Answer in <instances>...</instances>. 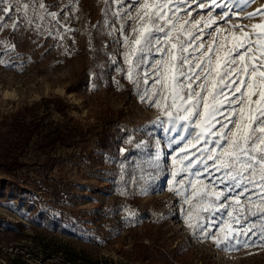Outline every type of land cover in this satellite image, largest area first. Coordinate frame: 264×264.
<instances>
[{"label":"rangeland","instance_id":"374dc122","mask_svg":"<svg viewBox=\"0 0 264 264\" xmlns=\"http://www.w3.org/2000/svg\"><path fill=\"white\" fill-rule=\"evenodd\" d=\"M44 2L60 13L59 24L47 17L35 21L39 31L26 24L0 30V264H264V249L218 251L186 226L184 216L198 201L186 205L168 189L183 191L178 181L187 174L173 157L188 133L182 122L168 131L160 110L141 101L138 93L151 91V79L147 86L141 79L139 88L127 79L130 44L123 40L133 34L127 17L116 13L131 0ZM262 5L235 0L238 16L228 23L218 16L225 9H201L191 0L184 7L195 20L211 11L217 24L205 29V44L220 27L217 42L230 48L232 25L251 31L260 19L239 17ZM179 15L181 23L188 19ZM230 210L202 215L212 231L242 226ZM156 241L166 260H142L141 246Z\"/></svg>","mask_w":264,"mask_h":264},{"label":"snow or ice","instance_id":"6c2138e0","mask_svg":"<svg viewBox=\"0 0 264 264\" xmlns=\"http://www.w3.org/2000/svg\"><path fill=\"white\" fill-rule=\"evenodd\" d=\"M191 2L201 9H225L218 13L225 23L230 16H238L233 12L235 0H211V5L204 0ZM253 2L240 0L245 5ZM188 4L189 0H131L123 13H116L127 17L133 34L131 40L128 35L123 40V46L130 44V50L124 53L129 65L127 79L137 88L141 79L145 86L151 79V91L145 87L142 94L138 93L141 101L147 100L160 110L170 125L168 131H175L182 122V131L188 133L187 137L180 136L183 145L178 157H173V165L179 158L180 171L187 174L178 181L183 191L168 190L183 196L186 205L198 201L184 216L191 235L202 242L210 241L225 253L264 249V5L239 17L260 19L251 31H245L241 24L232 25L229 48L227 43L217 42L220 27L214 29L217 37L205 44V29L216 25L217 17L210 11L207 20H195L184 7ZM181 11L188 17L183 23ZM59 15L44 0H0V30L11 27L15 32L26 24L39 31L42 24L36 20L50 17L59 24ZM119 31L124 33V24ZM224 40L227 42L228 37ZM153 52L159 59H153ZM172 143L177 141L173 139ZM171 175L175 180L179 173L173 171ZM205 175L210 183L201 179ZM187 177H194L188 180L191 195L185 185ZM218 185L223 187L217 190ZM224 209H231L228 217L236 225L243 221L242 226L222 225L212 231L211 221L202 214Z\"/></svg>","mask_w":264,"mask_h":264},{"label":"trees","instance_id":"16d2710c","mask_svg":"<svg viewBox=\"0 0 264 264\" xmlns=\"http://www.w3.org/2000/svg\"><path fill=\"white\" fill-rule=\"evenodd\" d=\"M141 247H143L142 249H140V252H142L141 253L142 260H146L147 258L154 256V255H157L160 258H165L164 260H166L164 252L162 251V248L160 247V245L157 244V241L152 242L150 244H143Z\"/></svg>","mask_w":264,"mask_h":264}]
</instances>
